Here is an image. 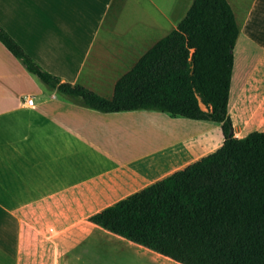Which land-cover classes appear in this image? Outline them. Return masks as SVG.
Returning a JSON list of instances; mask_svg holds the SVG:
<instances>
[{
	"label": "crops",
	"instance_id": "obj_1",
	"mask_svg": "<svg viewBox=\"0 0 264 264\" xmlns=\"http://www.w3.org/2000/svg\"><path fill=\"white\" fill-rule=\"evenodd\" d=\"M114 2L0 0V21L19 44L28 45L25 52L44 71L63 83L80 84L96 93L91 80H81L94 52L98 79L103 69H115L113 65L131 64L133 68L160 41L141 50L135 40L113 39L112 23L105 24ZM148 2L152 5L154 0H138L145 14ZM193 2L186 0L187 13ZM230 5L243 29L258 1L235 0ZM158 11L162 22L152 20L161 31L170 24L175 30L185 18L174 24L170 13ZM78 49L81 53L76 62ZM11 56L0 43V264H67L69 258L89 263L96 246L87 241H94L98 232L116 236L90 218L207 156L194 158V150L204 148L208 143L205 136L221 128L154 111L106 114L81 102L66 103L56 96L57 91L36 92L34 82ZM259 58L261 66L264 54ZM254 70L243 77L244 90L262 79V74L253 77ZM236 72L235 64L229 112ZM118 80L111 82L113 95ZM27 98L34 100L33 108L25 105ZM262 111L264 98L253 109V119L260 124L264 122ZM224 141L225 137L216 150ZM145 161L155 180L128 192L125 186L132 177L141 176L138 165ZM48 216L56 220H48ZM155 254L159 260L178 264Z\"/></svg>",
	"mask_w": 264,
	"mask_h": 264
},
{
	"label": "trees",
	"instance_id": "obj_2",
	"mask_svg": "<svg viewBox=\"0 0 264 264\" xmlns=\"http://www.w3.org/2000/svg\"><path fill=\"white\" fill-rule=\"evenodd\" d=\"M239 36L228 0H194L107 99L44 71L0 26V43L29 73L91 110L221 125L219 149L90 218L178 264H264V132L236 138L229 112Z\"/></svg>",
	"mask_w": 264,
	"mask_h": 264
},
{
	"label": "rangeland",
	"instance_id": "obj_3",
	"mask_svg": "<svg viewBox=\"0 0 264 264\" xmlns=\"http://www.w3.org/2000/svg\"><path fill=\"white\" fill-rule=\"evenodd\" d=\"M228 1L232 5L235 4V0ZM257 1L258 6L253 15L248 17L249 19L245 23L243 29H241V26L243 25L241 19H238L240 36L235 48L237 74L234 82L230 116L233 126L236 128V132L240 133L239 138L246 137L255 132H264V122L260 124L257 118L253 119V109L256 108L258 103L264 98V63L261 66L258 65V59H260L259 56L262 53L264 54V0ZM185 3L186 0H154L152 5H150L149 2L145 3V8L147 9V14H145L142 5L141 7L139 6L138 0H115L113 10L108 16L105 25L107 26L108 23H112V38L117 42L124 41V39L129 41L135 40L142 45L141 50H148L155 42L163 39L172 31L171 27L173 24L167 25L162 31L158 30L156 24L152 20V18H154L156 22H162L161 13L158 9H161V12L166 11L170 13L172 23L177 24L187 13L188 9L186 11L184 10ZM156 6H159V8L156 9ZM113 14H115V16H113ZM56 23L60 24L59 21H56ZM2 24L3 23L0 21L1 26ZM90 26L91 23L86 29L88 35L91 31ZM2 28L4 27L2 26ZM20 44L24 50L28 52V49H26L28 48V45L23 41ZM2 47L5 53L11 56L3 45ZM80 53L81 51L78 49L77 57L75 58L76 62L79 60ZM94 54L95 52L84 68L81 80L82 82L91 80L92 84L94 83L93 88L100 93L99 95L107 99H112L113 87L111 86V82L113 80L117 81L119 78H122L127 74L132 68L130 67L131 64L129 66H125L124 64L118 66L113 65L112 67L115 69L111 68L110 70L109 68H105L103 69V73L97 79L98 76L96 73L98 72L95 70L97 69V64L92 62ZM18 63L20 69L27 72L29 81L32 80L34 82L33 88L36 92L41 91V93L45 94L51 92V89L37 76L29 73L19 60ZM253 69H255L253 77L260 78V75L262 74V79L252 87L250 86L251 84H248V87L244 90L243 77L248 73L253 72ZM56 96L59 97V99L64 100L66 103H82L81 99L71 98L61 94H56ZM236 107L238 108L236 109ZM262 112L264 113V111ZM241 131H243V133ZM205 139H208V143L204 148H201L200 146L194 150V158H197V156H201V154L204 153L208 155L216 150L217 146H219L224 139L222 128L211 132L209 135L205 136ZM197 142L198 140L194 143ZM146 165L147 161L138 165L139 171L142 174L141 176H138V178L132 177V180H130L125 186L128 192L130 190L132 191L142 188L145 184H150L155 180L156 175L147 172ZM144 169L147 173H144ZM115 178H119V176L116 175ZM47 219L56 220L51 216H48ZM87 243H94L96 246V253L91 256L90 262L86 263L85 261H76L69 258L67 264H169L165 259L159 260L156 258L154 252L125 240L120 241L116 236L113 238L98 232L96 239H94V241H87Z\"/></svg>",
	"mask_w": 264,
	"mask_h": 264
},
{
	"label": "built area",
	"instance_id": "obj_4",
	"mask_svg": "<svg viewBox=\"0 0 264 264\" xmlns=\"http://www.w3.org/2000/svg\"><path fill=\"white\" fill-rule=\"evenodd\" d=\"M25 105L28 107V108H33L34 107V100L31 99V98H27L25 100Z\"/></svg>",
	"mask_w": 264,
	"mask_h": 264
}]
</instances>
